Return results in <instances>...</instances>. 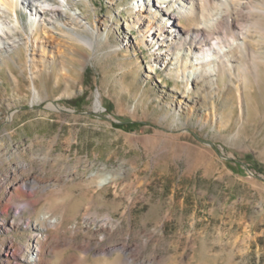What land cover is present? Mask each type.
Listing matches in <instances>:
<instances>
[{
  "label": "rangeland",
  "instance_id": "374dc122",
  "mask_svg": "<svg viewBox=\"0 0 264 264\" xmlns=\"http://www.w3.org/2000/svg\"><path fill=\"white\" fill-rule=\"evenodd\" d=\"M63 1L36 43L30 11L14 26L0 5V40L18 41L0 51V264H29L38 236V264H264V0L223 16L245 49L213 86L177 75L192 43L146 41L148 25L194 32L199 10L152 24L140 0Z\"/></svg>",
  "mask_w": 264,
  "mask_h": 264
},
{
  "label": "bare ground",
  "instance_id": "6f19581e",
  "mask_svg": "<svg viewBox=\"0 0 264 264\" xmlns=\"http://www.w3.org/2000/svg\"><path fill=\"white\" fill-rule=\"evenodd\" d=\"M156 2L160 5L157 3L151 4V0H140V3H146V9L142 8L137 12L136 20L141 21L144 18L154 24L152 18L156 19L159 16H163L165 8H174L175 6L176 9L189 12L193 19H196L195 12L199 10L201 14V25L194 32L187 33L185 36H183L181 31L177 29V27H179L178 23H175L169 30H164L163 27L159 26L158 30H155L154 32L152 31V26L150 27V25H148L146 34L149 35H147L148 39L146 41L153 45V47H156L157 44H159L160 47L166 48L165 51H160V48L157 50L160 51L158 55L165 56L171 53V47L177 45L175 44L176 42L174 41L173 36L180 35V38H183L184 41L192 43V50L195 49V54L192 56L191 70H188L186 63L183 64V69H179L177 72L178 77L182 78L187 84H189L190 81H204L209 86L215 85L219 82L222 70H230L232 61L231 53L237 49H245V43L240 44L238 41L239 35L241 36L244 34L242 31H240L239 34L237 33V36L235 37V35H229L225 28H220L223 16L228 15V11H230L233 6L236 5L240 7L242 0H198V2L195 0H158ZM0 5L3 8H7L8 12L12 14V18L15 22L14 26L18 23L17 10L19 8H24L26 11H30L32 26L30 28V35H28V43L30 41L35 43L38 41L40 35L38 27L39 23L42 21V16L50 14L55 15V12L57 11L56 9L51 8V0H0ZM61 7L68 10L71 7V3L68 0H64ZM3 8L0 9L1 13L4 12ZM260 11L264 13V10ZM151 14L154 16L152 17ZM164 17L168 18L170 22L177 19V16L174 13L168 14L165 12ZM1 24L4 28H7V30H12L10 22L1 21ZM63 25L69 29L75 30L77 27L85 25V23L79 13L73 12L70 23ZM207 32H209V34ZM5 34L6 33H4V35ZM210 37L212 38L209 39ZM50 38L53 39V35H50ZM16 42H18L16 39L6 41L0 40V51L2 52L17 47V45H15ZM86 43L92 46L90 40H86ZM59 46H61L60 43H57L58 48ZM40 48L43 50L42 55L44 54L43 56H46L44 46H40ZM68 49H71V47H68ZM42 64H45V58L42 60ZM213 77H216L217 79L215 80ZM217 88H219V86ZM3 219L4 218H2L0 213V221ZM43 219L47 220V217H44ZM49 228H58V223L56 224V222L50 220ZM45 237L44 239H40L39 236L37 237V246L34 249V252L36 253L33 257L28 258L27 263L38 264L41 261L44 249L43 243L46 241Z\"/></svg>",
  "mask_w": 264,
  "mask_h": 264
},
{
  "label": "trees",
  "instance_id": "16d2710c",
  "mask_svg": "<svg viewBox=\"0 0 264 264\" xmlns=\"http://www.w3.org/2000/svg\"><path fill=\"white\" fill-rule=\"evenodd\" d=\"M117 126L126 132H135L144 127V124L140 122L122 121Z\"/></svg>",
  "mask_w": 264,
  "mask_h": 264
}]
</instances>
